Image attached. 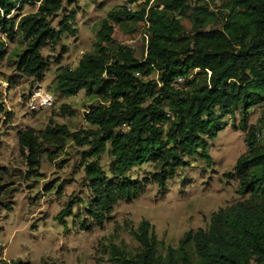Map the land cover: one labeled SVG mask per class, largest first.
I'll use <instances>...</instances> for the list:
<instances>
[{
	"label": "trees",
	"instance_id": "obj_1",
	"mask_svg": "<svg viewBox=\"0 0 264 264\" xmlns=\"http://www.w3.org/2000/svg\"><path fill=\"white\" fill-rule=\"evenodd\" d=\"M190 1L143 0L137 12L111 11L100 24L94 51L82 56L76 68L57 74L59 94L71 97L85 90L102 97L84 114L94 129L71 135L77 145L87 147L80 153L91 193L86 215L101 225L117 203L135 200L150 183L163 189L179 168L189 166L188 158L199 157L209 165L207 141L216 138L223 129L221 120L238 107L246 153L236 161L233 174L237 193L247 198L214 213L206 229L186 232L178 247L168 248L164 255L157 251L152 226L142 221L133 233L140 252L131 256L111 247L113 264H264V146L256 143V126L247 125L248 111L264 106V0H224L223 11L217 12L209 10L207 0H194L193 5ZM63 2L0 0V31L9 39L19 33L25 49L17 55V70L34 81L49 67L42 50L75 33L73 12L53 27ZM25 5L36 6V11L18 15ZM181 18L190 20L189 32ZM123 20L147 25L141 61L127 47L108 51L111 23ZM260 121L264 122V111ZM66 135L64 127H47L42 139L52 146ZM37 138L30 129L18 139L27 150L33 176L40 159ZM104 154L111 157L109 175L100 165ZM145 163L155 168L150 177L129 175ZM71 214L69 203L57 219L65 224Z\"/></svg>",
	"mask_w": 264,
	"mask_h": 264
},
{
	"label": "rangeland",
	"instance_id": "obj_2",
	"mask_svg": "<svg viewBox=\"0 0 264 264\" xmlns=\"http://www.w3.org/2000/svg\"><path fill=\"white\" fill-rule=\"evenodd\" d=\"M63 1L64 8L53 27L63 15L73 12L71 27L75 33L63 35L59 45L42 50L49 67L39 81L17 70V55L25 49L19 33L9 39L0 31V260L7 264H113L111 247L131 256L140 252L133 233L142 221L152 226L157 251L164 255L168 248L178 247L186 232L206 229L214 213L247 198L237 193L238 181L233 174L236 161L246 153L245 133L239 129L241 109L235 108L232 115L225 116L222 131L207 141L209 165L199 157L188 158L189 166L179 168L163 189L150 183L141 196L117 203L107 220L95 224L86 215L91 193L80 153L87 147L77 145L71 135L94 129L84 114L102 97L97 92L88 95L85 90L63 96L55 90V80L61 69L76 68L82 56L94 51L100 24L111 11L125 8L137 12L144 4L143 0H76L71 5ZM205 3L214 12L223 11L225 4L224 0ZM35 11L36 6L25 5L17 14ZM181 24L190 31L188 18H181ZM111 25L108 51L127 47L141 61L146 51L147 25L124 20ZM263 111V105L255 106L247 117V125L257 128L256 143L262 146ZM47 127H64L67 135L50 146L42 139ZM30 129L41 143L35 176L28 172L27 150L18 140L20 133ZM110 163L109 155L100 158L107 175ZM154 172L153 164L145 163L133 167L129 175L141 180ZM69 203L72 214L61 224L57 216Z\"/></svg>",
	"mask_w": 264,
	"mask_h": 264
},
{
	"label": "built area",
	"instance_id": "obj_3",
	"mask_svg": "<svg viewBox=\"0 0 264 264\" xmlns=\"http://www.w3.org/2000/svg\"><path fill=\"white\" fill-rule=\"evenodd\" d=\"M181 81H182L181 79L178 80L179 83H180Z\"/></svg>",
	"mask_w": 264,
	"mask_h": 264
}]
</instances>
